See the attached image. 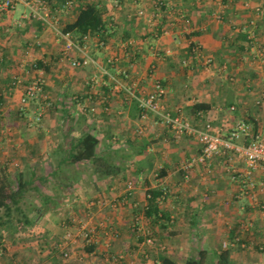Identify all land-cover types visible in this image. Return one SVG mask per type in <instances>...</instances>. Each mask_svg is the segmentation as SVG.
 <instances>
[{
  "label": "crops",
  "instance_id": "obj_1",
  "mask_svg": "<svg viewBox=\"0 0 264 264\" xmlns=\"http://www.w3.org/2000/svg\"><path fill=\"white\" fill-rule=\"evenodd\" d=\"M159 1L73 0L66 7V0H48L45 10L28 0L0 15V198L11 203L9 190L24 184L7 221L0 208V264H114L112 255L120 252L128 264H162L163 256L186 264L200 249L220 252L225 242L232 264H246V253L264 249V227L250 226L264 219V167L248 174L245 160L225 146L199 160L196 136L176 138L159 116H141L137 99L116 90L113 80L148 91L159 79L173 113L200 126L203 110L217 132L244 120L258 134L264 130V0H224V6L162 0L153 17ZM86 3L103 12L107 27L90 31L87 42L65 31ZM70 39L98 64H68L67 54H81L67 51ZM194 43L213 57L210 66L192 56ZM33 77L41 78L43 93L25 104ZM83 133L99 140L95 161L69 156ZM149 190L161 192L150 213ZM125 195L128 201L114 206ZM76 218L97 227L93 250L80 243ZM109 228L115 235H105ZM148 232L151 249L144 243Z\"/></svg>",
  "mask_w": 264,
  "mask_h": 264
},
{
  "label": "built area",
  "instance_id": "obj_2",
  "mask_svg": "<svg viewBox=\"0 0 264 264\" xmlns=\"http://www.w3.org/2000/svg\"><path fill=\"white\" fill-rule=\"evenodd\" d=\"M28 0H0V15L4 11L13 10L15 5L19 2H26ZM31 8L41 7L45 10L48 9V0H32L29 2ZM73 4V0H66L65 6L70 7ZM163 1L160 0L157 2L156 11L154 16H158L160 9L162 7ZM221 5L224 6V0H221ZM48 15V14H46ZM45 15V17H46ZM215 17H222V15L218 12H215ZM60 32V31H59ZM62 33V32H60ZM64 34V33H62ZM92 36V33L89 31L83 35V40L87 42ZM106 41L101 39L99 44L104 46ZM67 51L71 50L72 48H76L81 52L79 56H72L67 54L66 62L71 66L80 67L86 66L87 64L94 62L97 63L90 54L86 51V47L80 45L73 40H68L66 43ZM192 56L201 62L205 67L210 66L213 61V57L204 53L203 48L200 44L194 43L191 46ZM170 53V49L166 50V54ZM158 55H162V53H157ZM111 64L116 62V58H109L108 60ZM183 63L187 65L188 60H184ZM98 64V63H97ZM100 65V64H99ZM101 70L104 73H109V70L104 66H100ZM114 80V88L118 91H126L132 97L136 98L140 107V114L143 117H146L150 112L159 116L169 127L171 134L179 138L183 135H194L196 138L202 143V153L198 157L199 160L205 161L210 158L213 154H215L220 146H225L233 151H235L241 158H243L247 164L248 170L247 173L251 174L254 170L258 167H264V130L259 132L256 135H253V125L250 122L240 120L236 122V124L231 127L226 132H217L214 131L213 125L210 119H205V112L203 110L197 111L198 118L201 119L202 125L198 126L193 122V120L189 119L185 116V114L181 111L172 112L168 109L164 103V98L168 92L167 87L163 84L162 81L159 79L154 81L153 87L150 90H139L137 89V85H129L124 81H121L117 77L113 76ZM43 93V82L40 77H33L29 84L26 85L23 96L22 102L27 103L29 99L38 97L40 94ZM264 102V93L259 100V103ZM235 106H231V109H234ZM203 120V121H202ZM139 133H143V128L140 127L138 129ZM241 136H250V139L247 143H239L237 139ZM195 159L189 160L184 165L185 169H189ZM188 177V176H186ZM128 188L126 189V193L128 192L131 195L132 189L134 187L133 180H128L127 182ZM251 187L254 188V183H251ZM166 191L163 192L162 197L165 196ZM129 195H125L122 201H116L115 205H124L129 198ZM149 196V194L147 195ZM95 203V201L91 202ZM80 230H84V238L87 245L93 244L97 242V227L90 226L86 228V224L84 220H80ZM83 221V222H82ZM85 228V229H84ZM107 233H114L108 232V229L105 230ZM144 243L150 249L155 246V239L151 232L144 234ZM229 242H225L223 245L226 248ZM114 258V259H113ZM112 262L119 261L120 264H128L125 263L124 254L118 253L112 255Z\"/></svg>",
  "mask_w": 264,
  "mask_h": 264
},
{
  "label": "trees",
  "instance_id": "obj_3",
  "mask_svg": "<svg viewBox=\"0 0 264 264\" xmlns=\"http://www.w3.org/2000/svg\"><path fill=\"white\" fill-rule=\"evenodd\" d=\"M107 29L103 19V12L93 3H86L82 5L78 11L77 18L74 22L68 24L65 31H75L80 37H82L88 31L93 34H100ZM103 38V36H101ZM198 109L202 108V105L196 104ZM98 138L92 133H83L76 138L74 147L69 154L73 161L92 160L95 161L100 158L97 153ZM109 163V160L106 158ZM24 184L18 186L17 189L9 190L11 203L4 198H0V208H4L2 218L10 217L12 215V203H17L16 198L22 191ZM163 192V191H162ZM161 195L160 191L149 190V206L148 213L153 211L156 207L157 198ZM9 218H5L7 221ZM0 221L1 224H5V221ZM94 244L89 245V249H94ZM162 264H179L173 259L163 256L161 258ZM186 264H232L230 249L224 248L218 253H211L208 249H200L197 255L188 257Z\"/></svg>",
  "mask_w": 264,
  "mask_h": 264
},
{
  "label": "rangeland",
  "instance_id": "obj_4",
  "mask_svg": "<svg viewBox=\"0 0 264 264\" xmlns=\"http://www.w3.org/2000/svg\"><path fill=\"white\" fill-rule=\"evenodd\" d=\"M186 116V115H185ZM187 117V116H186ZM174 139V138H173ZM84 220L85 221V224H86V228H88V227H90L91 226V224H93L94 225V223L93 222H91V221H88L89 220V218H85V219H81V218H76V219H74V223H76V225H77V227H79V228H81L80 227V225H81V221H78V220ZM83 222V221H82ZM250 226H252V227H255V228H262V227H264V219H262L261 221H255V223L254 224H250ZM85 229V228H84ZM113 229L114 228H112V229H108V232H112L113 231ZM115 230V229H114ZM100 232L102 233L103 232V229H99V234H100ZM106 232V231H105ZM84 233H85V231L84 230H80V234H78V236L77 237H79L80 239H81V242L80 243H82L83 244V242H85L86 243V241H85V238H84ZM115 235V233H108V234H105L106 236H108V235ZM246 264H253L254 262H256V263H258V264H264V249H260V248H258L257 250H255V251H253L252 252V254L251 255H249L248 253H246ZM249 262V263H248Z\"/></svg>",
  "mask_w": 264,
  "mask_h": 264
}]
</instances>
